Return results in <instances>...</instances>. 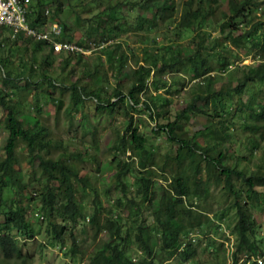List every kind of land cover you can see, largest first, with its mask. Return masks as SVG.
<instances>
[{"label": "trees", "instance_id": "1", "mask_svg": "<svg viewBox=\"0 0 264 264\" xmlns=\"http://www.w3.org/2000/svg\"><path fill=\"white\" fill-rule=\"evenodd\" d=\"M127 1L134 8L147 9L149 14L148 18H139L134 30L159 27L161 23L168 28L174 27L169 43L157 44L147 32L143 33L139 37L141 56H137L128 42L119 37L124 29L116 21L115 7L111 9V6L91 16L75 11L76 23L83 30L73 40L67 37L74 31L72 27L64 25L59 18L51 20L61 27L58 41H75L87 47L84 40L94 39L97 35L104 42L110 40L108 45L113 43L114 46L103 51L106 53L105 68L96 64L91 72L86 71L89 68L86 63L82 65H86L82 75L89 77V85L79 84L78 79L70 82L74 72L71 64H80V59L87 56L75 51L57 53L51 43L35 39H31L33 47H18L17 51L21 52L18 56L13 48L18 44L17 39H25L22 34L14 39L0 37V54L7 52L5 56L0 55V107L6 111L2 120L6 136L0 156V212L3 213L0 219V264H32L34 251L29 250L28 238L40 251L45 246L34 242L36 235L26 218L27 201L36 196L47 213V231L51 234L47 244L68 242L67 254L76 260L86 258L87 264H164L172 258L181 263H198V244L202 239L210 249L208 253L215 250L221 254H215L216 264H244L240 260L244 258L247 262L245 254L257 255L264 251L251 212L264 201V193L259 190L264 187V162L261 160L255 169L244 170L236 161L231 163L226 147L233 130L240 131L249 157L259 150L260 142L264 140V22L255 21L253 8L256 0H180L177 6L175 0ZM38 2L40 7L47 2L52 4L51 14L60 15L62 12V0ZM175 9H178L177 13ZM45 10H36L33 20L27 15V23L41 31L50 21ZM1 28L6 29L5 26ZM184 30H190L191 37L183 39L181 31ZM236 31L240 34L236 35ZM5 39L9 40L8 49H5L8 46ZM235 41H239L237 46L244 50V56L231 48L230 43ZM29 48L33 50L31 53L39 52L43 81L48 87L60 89V95L68 89L73 108L84 99L92 98L96 102V112L110 116L116 106L125 105L122 116L124 132L113 131L112 148L123 153L129 150L137 158L138 194H131L126 182L130 165L114 157L110 164H115L114 184L121 194L104 208L88 182L90 178L81 175L78 167L80 158L86 156L97 164L99 171L96 154L86 150L84 153H68L60 140L52 138L48 128L37 118L31 117V123L20 120L11 97L17 94L23 97L24 92L18 86L21 80H27L23 89L28 90L31 86L37 58L28 55ZM56 57L64 73L60 83L45 73L54 65ZM132 57L134 65L128 66ZM245 57H250L252 63L239 64ZM16 59L25 67L15 69L13 62ZM29 59L33 64L29 65ZM109 71L114 72L116 84L107 92L103 83H109ZM25 73L27 75L23 76ZM165 74H168L167 79L163 78ZM188 81L192 86L188 87L190 99L187 104L175 110L172 121L155 124L151 129L154 136L163 133L176 149L171 145V151L156 155L139 129L140 122L137 120L136 123L130 111L140 107L154 121L155 117L166 114L170 101L157 90L163 89L166 94H171L172 88L179 91ZM53 102L58 114L62 99ZM192 115L203 117L204 121L194 131L186 124ZM90 137L93 146L98 144L96 128L92 129ZM19 149L27 159L37 160L38 170L32 168L22 173L16 168ZM58 150V156L53 157ZM154 177L164 182L158 185L159 194L153 192ZM35 182L39 183L38 187H32V190L37 195L28 197L27 190ZM4 189L11 192L7 199L3 197ZM216 190L220 192L221 202L235 209L230 256L222 241L217 242L216 238L209 236L214 222L208 214L215 210L212 204L218 202ZM87 197L92 199L89 214L84 204ZM143 208L148 210L150 223L142 217ZM125 209L128 210L126 218L132 223V232L122 230L125 221L121 213ZM87 217L86 233L93 247L86 256L73 229L78 220L84 221ZM195 230L201 239L192 242L187 237ZM102 234L107 235L108 240L103 241ZM19 238L23 240L21 243H17ZM133 245L142 250L144 260L131 261L128 251Z\"/></svg>", "mask_w": 264, "mask_h": 264}, {"label": "rangeland", "instance_id": "2", "mask_svg": "<svg viewBox=\"0 0 264 264\" xmlns=\"http://www.w3.org/2000/svg\"><path fill=\"white\" fill-rule=\"evenodd\" d=\"M49 1V0H48ZM133 1H139V0H131V3ZM176 6L177 3H180V0H175ZM87 0H62L63 9L60 15L58 14H51V9L54 7L52 4L47 2L44 6L40 7L38 6L39 2L38 0H31L30 8L28 15L31 17V20H33L34 14L36 10L42 9V10H49L48 13V19L50 21L55 18L58 20V18L62 21V23L65 25H68L69 27H72L74 30L73 32H70L68 34V38L71 40L76 39L82 34V28L76 23L74 13L75 11L80 12V14H84V12L88 13L91 16L95 12H99L100 10L111 6L115 7L114 13L117 16L118 23L122 24V28L124 29V32H120L119 37L121 36L122 41H127L129 44V47L133 48L134 54L137 56H141V50H140V35L143 36V33H148V36L152 39H154L157 44H163V43H169L168 41L170 38H172L173 28H168L167 25L160 24L159 27L155 28H148L143 27L141 29L134 30V26H138L139 18H148L149 14L146 12L147 9H138L131 6V4L128 5V1L124 0L122 2H119V0H91L86 3L84 7L81 6V3H85ZM257 2H263L259 4V9L256 10L255 15V21L264 22V0H257ZM79 6V7H78ZM175 6V7H176ZM77 9V10H76ZM108 10V9H107ZM178 12V9H175L174 11ZM74 11V12H73ZM176 12V13H177ZM97 14V13H96ZM175 14V13H174ZM176 16V14H175ZM101 29V28H99ZM149 31V32H148ZM218 29H215V32H217ZM7 34V31H3V29L0 27V37ZM191 31L190 30H184L181 31V36L183 39L191 37ZM236 35L240 34V32H235ZM100 36H95L93 42H91L94 46V48H97L100 43L108 44L110 43V40H107L104 42ZM3 38V37H1ZM168 38V40H167ZM6 43H9V40H6ZM142 41V39H141ZM182 41V40H181ZM18 44L16 47H14L13 52L17 53L18 56H20L19 51H17L18 47L21 46H29L33 47V41H31V38H25V39H17ZM239 41H235L230 43V46L232 49L237 50V52L240 54V56H244V50L241 49V47L237 46ZM112 44V45H111ZM108 46H104L105 48L99 50L95 49L93 53L88 57H82L80 60V64H71V69H74L73 74H71L70 82H76L77 79L79 81V84H91V80L88 76L82 75V71L86 70L89 66V68L86 71H93V67L96 64H99L101 68H105V50H108L111 48V46H114L113 43H111ZM10 45L8 44L5 49L9 48ZM4 49V50H5ZM16 49V51H15ZM11 51V50H10ZM33 50L29 48V56H34L37 58V62H35V66H37L35 70V73H33V78L31 79L30 83L31 86L29 89L25 90L23 89L24 83H27V80H21L18 84V86L21 87L22 91L24 92L23 97H19V95H14L11 97V100L15 104V111L20 118V120H25L27 122L31 123L30 118L35 117L38 119L41 125L45 126V128H48L51 133L52 138H58L60 142L62 143V146L64 147L65 151L68 153L79 151L81 153H84V151H88L91 154H96L97 156V163L101 167L100 171H97L96 163H93L90 159H88L86 156H82L80 160L78 161V167L81 169V175H88V182L92 185L93 189L95 190L96 194L99 195V200L102 203V206L104 208H107L112 204V202L121 194L119 191H117L115 182H114V176L113 173L116 170L115 164L111 163L110 161L114 162V157L120 158L121 160H126L127 153L124 154L120 151H117L112 148V142L113 138L115 136L114 132L115 129H118L120 133L124 132V123H123V117L124 116V110L125 105L119 104L116 106L113 110V113L108 116L106 113H97L95 110V104L96 102L92 98L84 99L82 103H78L75 108L72 106L71 97L69 95L68 89L64 90L63 94L60 95L61 90L60 89H54L53 87H48L47 83L43 81L44 76L42 75V68L39 67V52L35 51L34 53H31ZM43 52V51H42ZM7 52H2L0 55L5 56ZM133 57L130 60V65H134ZM19 59L14 60L13 64L15 69L23 68L22 64H20ZM59 58L56 57V61L54 62V65L51 67V69L45 70V73L48 74L51 78H55L60 81L63 79L64 73L60 69V62ZM87 65V68L85 69V66ZM144 64L147 63V61H143ZM252 63V59L250 57L243 58L242 61L239 62V64H250ZM33 64L31 59H29V65ZM18 66V68H17ZM129 67H127L128 69ZM232 68V67H231ZM23 73L25 71H22ZM110 72V73H109ZM108 73V80L109 83H103L105 90L108 92L111 90V87L116 84L114 72L109 71ZM27 75L26 73L23 75ZM164 79L167 78L166 75L163 77ZM115 81V83H114ZM37 82V84L33 85V83ZM0 81V85H1ZM58 83V84H59ZM192 82L188 81L185 86L180 89L179 91L176 90V87L172 88L171 94H166L165 91L159 90V92L165 94L170 101L168 106V111H166V114L155 117V120H151L146 112H144L140 107H137L135 110H131L134 119H136L138 122H140V130L143 132L147 139L148 145L151 146L152 150L155 151L158 154H164L165 152L171 151V143H169L163 133H159V135L154 136L151 132L152 127L155 126V124H164L166 122H170L173 120L175 116V110H178L182 108L190 99V91L188 87L190 86ZM192 86V84H191ZM7 90V89H5ZM176 90V91H175ZM106 95V94H104ZM62 99V105L61 109L58 110V114H56L55 111V103L53 102L56 99ZM113 101H116V99H112ZM34 105V109H31L30 107ZM72 107V108H71ZM6 112V111H5ZM5 112L0 107V155L2 152V147L5 143V136L6 131L3 126V118L5 115ZM203 117H197L195 115L191 116V119L187 121V125L191 128V130L199 129L201 124L203 123ZM139 124V123H138ZM28 126V125H26ZM97 129V137H98V144L93 146V143L90 141V134L92 129ZM114 131V132H113ZM84 134V135H83ZM231 138L226 147L228 148V151L231 155V163L233 164L235 161L237 162V166L239 168H243L244 170L247 169H255L256 166L259 164L261 160L264 162V140L260 142L261 153L257 149L255 153L250 155L248 153V149L246 148L244 138L242 137L240 131L233 130V132H230ZM174 150L176 149V145H172ZM172 148V149H173ZM59 150L54 152L53 157L58 156ZM18 155V162L19 164L16 165V168L22 171V173H27L33 169L38 170V163L37 160L33 159H27L26 156H23L24 154L21 153V150L19 149L17 151ZM128 164L130 165V172L126 176V182L129 185L131 194H138L137 189V181L136 177L138 176V168H137V161L136 158H133L131 161H128ZM248 171V170H247ZM94 176V177H93ZM92 178V179H91ZM156 182V186L161 185L160 181H157V179H154ZM38 182L33 183L27 190V196L29 197L34 192L32 190V187H38ZM108 190L105 192V190ZM156 194H159V190ZM154 192V189H153ZM11 192L8 189H4L3 191V197L7 199L9 197V194ZM31 193V194H30ZM90 194H93L90 192ZM218 202L213 203V208L215 209L213 213H210L209 216H213L217 219V222L219 223V226L221 230L218 229V227H212L210 237L216 238V241L219 242L222 238L223 240L228 238L231 240L232 236V226L236 219L235 217V209L233 206H230L228 203H222L220 199V192L216 190L215 193ZM91 196V195H90ZM88 198V197H87ZM138 200V198H137ZM29 202L28 207H31L33 209H41L40 201L38 199V196L34 197L33 199L28 200ZM85 206L87 207L86 212L89 214L91 212L90 206H92V199L88 198L84 202ZM144 209V208H143ZM142 217H145L147 222L150 223V217L147 209H144L141 211ZM252 215L254 219L257 222V234H259L260 238L262 239V244L264 245V201L260 207L257 209L252 208L251 210ZM128 214V210L125 209L121 216L124 217L123 221H125V225H123L122 230H126L129 232H132V223L128 221L126 218ZM3 218V213L0 212V219ZM31 222L32 230L35 234H37L36 241L34 242H41L45 246L42 247V250H38V247L36 244L32 242V240L26 241L28 243V247L30 251L33 252V261L32 264H77L73 263L71 260V257L69 255H66V252H63L59 250L57 246H49L47 245V241L50 238L51 234L49 231H47V220L44 222H38L34 221L33 219H29ZM83 220V219H82ZM82 220H78V223L76 224V227L73 229L75 238L80 242V246L82 247V250L86 253V256L92 251L93 243L90 241V238L88 237L86 233V228L88 225H86L85 222H82ZM225 229L226 233H224L222 230ZM262 235V236H261ZM100 238L105 241L108 240L107 235H102ZM203 241L198 244V263L195 262H185L181 263L176 260V258H172L168 260L164 264H216V261L214 260L215 254H220L218 251L213 250L212 253H208L210 249L204 243L206 242L205 239H202ZM21 239H17V243H21ZM30 242V243H29ZM68 246L69 243L67 242ZM225 244V243H224ZM135 248L132 246L128 253L134 252ZM131 255V254H130ZM221 255V254H220ZM144 260V255H141L139 257V261ZM230 261V259H228ZM83 264H87V259L83 261Z\"/></svg>", "mask_w": 264, "mask_h": 264}, {"label": "clouds", "instance_id": "3", "mask_svg": "<svg viewBox=\"0 0 264 264\" xmlns=\"http://www.w3.org/2000/svg\"><path fill=\"white\" fill-rule=\"evenodd\" d=\"M30 3H31V0H30V2H29V6H30ZM261 3H263V2H257V0H256V4H255V6H254V8H253V12L255 13V15H256V10L257 9H259V4H261ZM28 6V9H27V14H26V18H28L27 17V15H28V12H29V7ZM49 13V11L46 9L45 10V15H47ZM254 15V16H255ZM52 23H57V22H51V21H47L46 22V24H44L43 25V27H42V29H41V31L43 30V28H48L49 26H50V24H52ZM58 24V23H57ZM29 25V24H28ZM30 26V25H29ZM0 27H2V26H0ZM31 28H33V29H35L36 31H39L37 28H34V27H32V26H30ZM4 31V30H3ZM5 31H7V34L6 35H4V36H8L10 39H14V38H16L18 35H20V34H22L21 36H23L24 38H28V39H30L31 37H27V36H25L23 33H19L16 37H14V38H12L11 37V35H10V31H9V29L6 27V29H5ZM31 39H34V38H31ZM93 40L94 39H92V38H88V39H85L84 40V42L88 45L87 47H82V46H80L78 43H76L75 41L74 42H70V43H73V44H75L78 48H80V49H82L83 51H86L87 49H89L90 50V52L89 53H84V52H81V51H75V53L76 54H82L83 56H90L92 53H93V51L95 50V49H99V50H101L102 48H104V46H107L108 44H105V43H100V45H98V47L97 48H94V46H93V44L91 43V42H93ZM38 41V40H37ZM55 41H58V37L56 38V40ZM65 41H67V40H65ZM46 42H49V41H46ZM58 42H64V41H58ZM68 42V41H67ZM49 43H51V42H49ZM54 50V49H53ZM55 51V50H54ZM55 52H66V51H55ZM231 67V66H230ZM152 75H153V72H151V75H150V78H152ZM166 76H167V78H168V74H165ZM167 78H165V79H167ZM159 90H161V91H164L163 89H159ZM159 90H157V92H159ZM31 109H34V106H31L30 107ZM2 153V152H1ZM123 153V152H122ZM127 153V156H128V154H129V156L126 158V160H124V162H127L128 163V161H131L133 158H136V157H134V156H132L131 155V153H130V151L129 150H127L126 152H124V154H126ZM1 156V155H0ZM116 157V156H115ZM117 158V157H116ZM136 161H137V158H136ZM138 168V167H137ZM95 169H96V167H95ZM100 169H101V167L99 166V171H100ZM98 171V170H97ZM98 171V172H99ZM115 172V171H114ZM114 174V173H113ZM154 179H157V181H160V183L161 184H163L164 182L159 178V177H154L153 178V180ZM154 182H155V180H154ZM154 190H158V186H156V182H155V187H154ZM259 190H261L263 193H264V187H261V188H259ZM155 192H157V191H155ZM35 193H37V192H33L32 193V195L33 196H35V195H37V194H35ZM27 204H29V202H27ZM41 207V206H40ZM42 209V208H41ZM210 214V213H209ZM209 214H208V216H209ZM210 218H211V220L214 222V227H218L219 226V223L217 222V219L216 218H214L213 216H209ZM26 218H27V220L28 221H30L29 219H33L34 221H38V222H44V221H46L47 220V213H46V211L44 210V209H42L41 211L40 210H38V209H33V208H31V207H28L27 208V211H26ZM88 220H89V218L87 217L84 221H82V222H87L88 223ZM31 223V222H30ZM87 223H85L86 225H88ZM32 225V224H31ZM218 229L219 230H221V228L220 227H218ZM224 233H226L225 231V229H223L222 230ZM36 236L34 237V239H36V237H37V234H35ZM102 235H105V234H102ZM101 235V236H102ZM210 235V234H209ZM233 236V235H232ZM258 236H259V234H258ZM262 236V235H261ZM223 237H226V239L225 240H223L222 238L220 239V241H222L223 242V244L225 245V247L227 248V254L230 256V252H231V250H232V243H233V237L231 238V240L228 238V236H223ZM260 237V236H259ZM189 240H191L192 242H194L197 238H200V236H199V232L198 231H191L190 233H189V235H188V237H187ZM19 239H21L22 240V238H19ZM29 240H30V238H28ZM183 241L185 240V236H183ZM201 239V238H200ZM32 240V239H31ZM23 241V240H22ZM21 241V242H22ZM28 241V240H27ZM203 241V240H202ZM43 244V243H42ZM47 245H49V244H47ZM49 246H53V245H49ZM54 246H57L58 248H59V250H61V251H63V252H66L67 250H68V248H69V246H68V244H67V242L66 243H57L56 245H54ZM134 246V248H135V251L134 252H131V253H128V256H129V258L131 259V261L132 262H138L139 261V257L141 256V255H144V253L142 252V250L141 249H139L136 245H133ZM66 255H68L67 253H65ZM131 254V255H130ZM70 256V255H69ZM71 257V256H70ZM244 257H246L248 260H247V262H245V260H244V258H243V260L241 259L240 260V262H243L244 264H250L251 262H256L257 264H260V263H258V261H257V259L258 258H261L262 259V263L261 264H264V251H263V253L262 254H259V253H257V255H248V254H245V256ZM71 260L73 261V263H76L77 262V264H83V261L85 260V259H83V260H76V259H72L71 258Z\"/></svg>", "mask_w": 264, "mask_h": 264}, {"label": "built area", "instance_id": "4", "mask_svg": "<svg viewBox=\"0 0 264 264\" xmlns=\"http://www.w3.org/2000/svg\"><path fill=\"white\" fill-rule=\"evenodd\" d=\"M30 0H0V26H5L9 29L12 38L19 33H23L27 37L35 40L49 41L55 51H81L89 53L87 49L83 51L75 44L64 41H55L61 33V27L57 23H52L48 28H43L42 31H36L27 23V9ZM258 263H262V259H257Z\"/></svg>", "mask_w": 264, "mask_h": 264}]
</instances>
